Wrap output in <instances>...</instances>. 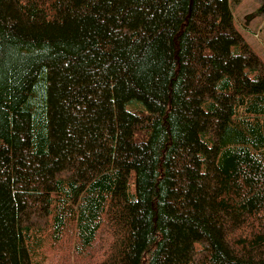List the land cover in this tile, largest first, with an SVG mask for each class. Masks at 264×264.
Masks as SVG:
<instances>
[{
    "label": "trees",
    "instance_id": "1",
    "mask_svg": "<svg viewBox=\"0 0 264 264\" xmlns=\"http://www.w3.org/2000/svg\"><path fill=\"white\" fill-rule=\"evenodd\" d=\"M67 234L264 264V63L228 0H0V264Z\"/></svg>",
    "mask_w": 264,
    "mask_h": 264
},
{
    "label": "rangeland",
    "instance_id": "2",
    "mask_svg": "<svg viewBox=\"0 0 264 264\" xmlns=\"http://www.w3.org/2000/svg\"><path fill=\"white\" fill-rule=\"evenodd\" d=\"M234 26L264 63V0H228ZM132 186V185H131ZM70 234L53 249L48 248L45 264H96L101 258L99 244L94 250L77 254ZM100 249V250H98ZM89 252V253H88Z\"/></svg>",
    "mask_w": 264,
    "mask_h": 264
}]
</instances>
